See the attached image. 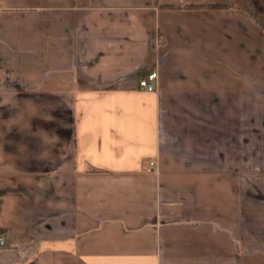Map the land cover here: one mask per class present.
I'll list each match as a JSON object with an SVG mask.
<instances>
[{
    "label": "crops",
    "instance_id": "crops-1",
    "mask_svg": "<svg viewBox=\"0 0 264 264\" xmlns=\"http://www.w3.org/2000/svg\"><path fill=\"white\" fill-rule=\"evenodd\" d=\"M234 1L0 0V264H264V37Z\"/></svg>",
    "mask_w": 264,
    "mask_h": 264
},
{
    "label": "trees",
    "instance_id": "trees-1",
    "mask_svg": "<svg viewBox=\"0 0 264 264\" xmlns=\"http://www.w3.org/2000/svg\"><path fill=\"white\" fill-rule=\"evenodd\" d=\"M231 7L247 12L264 37V0H235Z\"/></svg>",
    "mask_w": 264,
    "mask_h": 264
},
{
    "label": "built area",
    "instance_id": "built-area-1",
    "mask_svg": "<svg viewBox=\"0 0 264 264\" xmlns=\"http://www.w3.org/2000/svg\"><path fill=\"white\" fill-rule=\"evenodd\" d=\"M156 72L148 73L145 78L138 80V87L148 91H154L156 88ZM4 244V236L0 233V245Z\"/></svg>",
    "mask_w": 264,
    "mask_h": 264
}]
</instances>
